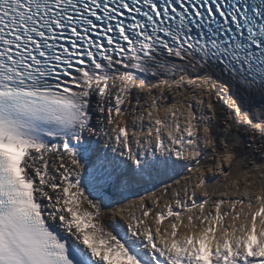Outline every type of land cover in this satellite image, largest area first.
I'll return each instance as SVG.
<instances>
[{
  "label": "snow or ice",
  "instance_id": "obj_1",
  "mask_svg": "<svg viewBox=\"0 0 264 264\" xmlns=\"http://www.w3.org/2000/svg\"><path fill=\"white\" fill-rule=\"evenodd\" d=\"M209 147L225 183L173 179ZM249 158L264 0H0V264H264V187L223 168Z\"/></svg>",
  "mask_w": 264,
  "mask_h": 264
},
{
  "label": "bare ground",
  "instance_id": "obj_2",
  "mask_svg": "<svg viewBox=\"0 0 264 264\" xmlns=\"http://www.w3.org/2000/svg\"><path fill=\"white\" fill-rule=\"evenodd\" d=\"M190 78L194 79L195 76L193 75ZM161 79H166V77H161ZM158 82L159 81L157 79H151L149 81V86H150L151 83H158ZM170 83H172V81H170ZM168 97H169V99L165 102L167 106H171L172 103H175L178 99H180L179 97L175 96L174 92H168ZM213 99H215V98H213ZM233 99H235V97H233ZM224 108L227 109V103L226 102L224 103ZM161 116H163V113H161ZM181 120H182V118H181ZM145 125H147V121H145ZM137 130H139V129H137ZM144 131H147V127L144 128ZM102 144H103V142H101V145ZM222 147H223V145H221V149H222ZM207 151H208L209 155L207 157V160L203 163L202 167H205L204 165H207V166H211V164L213 165V159L214 158H215L216 162L219 163V156L216 153H212V150H211L210 147L207 149ZM245 163H246V161L242 162L239 159H234V161H233V164H235V166L233 168L234 172L230 176L231 180L237 181L236 185H230V188L232 189V191L236 190L237 185L245 184L244 186L239 187V191H240L241 194L244 191L249 189V185L246 184V181L251 178V177H249V174H247V171L244 169V164ZM261 163H264V161L260 160L256 164L253 163L251 169L253 171L258 172L259 174H262V178L260 179L261 182H262V186H261V188H262V187H264V172H262L261 169H259L257 167V165H259ZM230 166L231 165L224 164L223 168H224V170H227L228 168H230ZM198 167L199 166L195 162H192L191 164H189V169H192V171H189L188 169H178V172L180 173V175H178V176L175 175V174H171V175L173 176V179L180 180L181 185L185 184V181H184L183 177H186V176L187 177H191V180L189 182V190H191L190 185L194 184L196 182V180H197V177H196L197 173L195 172V169L198 168ZM211 169H212V171L211 172H207L206 175L209 176V177H212V176L216 177V179L212 181L213 184H221L222 185L223 183L226 182L225 179L223 178V176L221 175L223 173L222 171H220L219 169L215 168L214 165L211 166ZM166 184H172V180H169V179L165 178L164 179V183H156V187L155 188L151 187V185H145L144 187L147 188V193H145L144 191H140L139 195L140 196H144L146 194L150 195L152 191H157L158 194H159V190L163 189ZM173 187H178V186L177 185H173ZM261 188L259 189V191L261 190ZM255 193L252 192V194H255ZM171 194H172L171 193V189H169L168 194L165 195L164 198L161 200V208L163 207V204H164L165 200H168V199L171 198ZM136 198L137 197H130L129 200L124 201V203L128 204V203L131 202L132 199H136ZM241 198H244V197L241 195ZM148 206L152 207L150 201L148 202ZM114 207H119V205H116ZM240 207H241L240 205L237 207L238 208L237 211L240 210ZM157 210H160V209H157ZM105 211L109 214V217H110L109 220L112 222V218H111L112 207H109ZM244 211L247 212L248 209L245 208ZM137 214L139 215V212H137ZM115 219H119L120 222H121L122 221L121 219H124V218H123V216H119V217H115ZM226 223H231V217H228L226 219ZM167 227H168V221H165L163 223V225H162V228H167Z\"/></svg>",
  "mask_w": 264,
  "mask_h": 264
},
{
  "label": "rangeland",
  "instance_id": "obj_3",
  "mask_svg": "<svg viewBox=\"0 0 264 264\" xmlns=\"http://www.w3.org/2000/svg\"><path fill=\"white\" fill-rule=\"evenodd\" d=\"M221 139H223V137H221ZM103 142V141H102ZM260 161V159H252V158H249V159H247L246 160V163L244 164V169L247 171V174H249V177H251L250 179H248L247 181H246V184L247 185H249V191H251V193L253 192V193H255V192H257V191H259V189L261 188V186H262V182H261V178H262V174H259L258 172H256V171H253L252 169H251V167H252V165H253V163L254 164H256V163H258ZM199 167H202V165H198ZM205 167H203V169L205 170V172L207 173V172H211V171H208L207 169H211V166H213L212 164H211V166H207V165H204ZM234 166H235V164H232L231 166H230V168H228L226 171H228V172H230V174H233V172H234ZM197 167V166H196ZM222 176H223V178L225 179V181H226V177L223 175V173L221 174ZM197 176H198V174H197ZM196 176V177H197ZM251 182V183H250ZM245 184H242V185H237V187L239 188V187H241V186H244ZM236 187V188H237ZM246 199V198H245ZM239 205H237V207H238ZM237 210H238V208H237ZM227 219V218H226ZM122 221V223L123 224H125L126 225V221L124 220V219H121ZM109 222L111 223V221L109 220Z\"/></svg>",
  "mask_w": 264,
  "mask_h": 264
}]
</instances>
